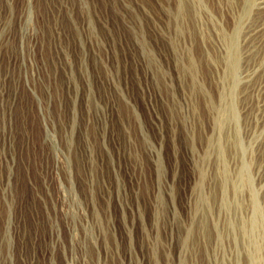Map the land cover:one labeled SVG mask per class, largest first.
<instances>
[{"label": "rangeland", "instance_id": "1", "mask_svg": "<svg viewBox=\"0 0 264 264\" xmlns=\"http://www.w3.org/2000/svg\"><path fill=\"white\" fill-rule=\"evenodd\" d=\"M174 1L0 0V264H264V8Z\"/></svg>", "mask_w": 264, "mask_h": 264}, {"label": "bare ground", "instance_id": "2", "mask_svg": "<svg viewBox=\"0 0 264 264\" xmlns=\"http://www.w3.org/2000/svg\"><path fill=\"white\" fill-rule=\"evenodd\" d=\"M254 1L255 0H175L170 10L174 33L178 35V33L183 32L182 29L186 27L185 25L189 21L194 20L201 24V20L204 18H214L217 25H214L213 30L224 37L223 45L225 48H227V50L231 49L234 44L231 37L241 28L242 18L249 12ZM258 2L259 3L256 2V10H263L264 0ZM254 27L256 26L254 25L253 28L249 27V32H254ZM231 62H229V64ZM193 64L194 62L191 58L187 59L185 64L187 65L186 69L192 70Z\"/></svg>", "mask_w": 264, "mask_h": 264}]
</instances>
